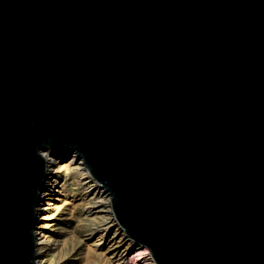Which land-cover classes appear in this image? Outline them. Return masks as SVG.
Here are the masks:
<instances>
[{"label":"water","instance_id":"water-1","mask_svg":"<svg viewBox=\"0 0 264 264\" xmlns=\"http://www.w3.org/2000/svg\"><path fill=\"white\" fill-rule=\"evenodd\" d=\"M45 151L156 264H264V0H0V264H37Z\"/></svg>","mask_w":264,"mask_h":264},{"label":"bare ground","instance_id":"bare-ground-1","mask_svg":"<svg viewBox=\"0 0 264 264\" xmlns=\"http://www.w3.org/2000/svg\"><path fill=\"white\" fill-rule=\"evenodd\" d=\"M43 157L46 161L45 179L39 192V202L34 209L33 233L37 264H47L46 253L51 250L52 243L46 236V210L52 206L53 200L60 197L70 198L72 201L79 197L85 201L91 211L93 227L89 229V236L86 240L88 251L103 255L111 264H123L133 242L119 223L111 217L113 214L110 209V197L104 188L92 177L83 165L82 159L76 154L60 152L56 155L45 151ZM62 170H64V175L68 173L70 179L80 185L79 193H66V181L62 180V175L58 173ZM72 201H66V204H71ZM135 250L138 264H156L147 248H136Z\"/></svg>","mask_w":264,"mask_h":264},{"label":"rangeland","instance_id":"rangeland-1","mask_svg":"<svg viewBox=\"0 0 264 264\" xmlns=\"http://www.w3.org/2000/svg\"><path fill=\"white\" fill-rule=\"evenodd\" d=\"M58 173L62 175L61 179L66 181V193H79L81 189L80 185L72 181L68 173L64 175V170ZM108 197L110 196L108 195ZM66 201L72 200L70 198L65 199L64 197L53 200L52 206L46 210V236H48L52 243L51 250L46 253V263L111 264L103 255L88 251L86 240L89 236V229L93 225L91 224V211L88 209L85 201L79 199V197L73 200L71 204H66ZM111 217L115 220L113 215ZM136 248L139 247H136L133 243L123 264H138Z\"/></svg>","mask_w":264,"mask_h":264}]
</instances>
